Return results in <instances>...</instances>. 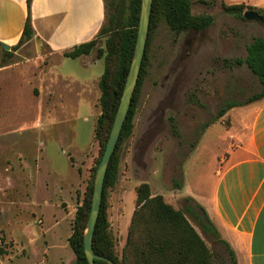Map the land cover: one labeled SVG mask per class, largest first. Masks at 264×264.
Returning <instances> with one entry per match:
<instances>
[{
    "label": "rangeland",
    "instance_id": "1",
    "mask_svg": "<svg viewBox=\"0 0 264 264\" xmlns=\"http://www.w3.org/2000/svg\"><path fill=\"white\" fill-rule=\"evenodd\" d=\"M237 4L192 0L194 15L214 17L210 27L176 35L161 23L152 34L132 135L121 146L118 177L106 193L119 255L137 189L147 183L153 196H163L176 209L205 210L201 206L209 205L216 173L235 144L231 135L258 107L260 101L216 119L226 102H245L262 88L246 66L224 64L244 58L246 46L263 36L260 21L225 13L224 6ZM99 13L97 1L87 0L89 33ZM7 52L0 45V264H75L69 238L101 153L98 80L105 66L59 61L35 35ZM187 218L214 253L215 264H230L217 237L193 213Z\"/></svg>",
    "mask_w": 264,
    "mask_h": 264
},
{
    "label": "trees",
    "instance_id": "2",
    "mask_svg": "<svg viewBox=\"0 0 264 264\" xmlns=\"http://www.w3.org/2000/svg\"><path fill=\"white\" fill-rule=\"evenodd\" d=\"M32 2L33 0H27V21L21 40L18 45L12 47L13 51L34 35L31 23ZM105 3L107 20L98 36L63 54L65 58L77 59L97 51V58L102 60L105 66L99 79L102 114L98 118L96 128V137L101 144V153L87 186L83 204L77 211L73 233L69 238L70 247L76 256L75 264H89L84 252V234L91 211L95 175L110 136L133 59L142 0H105ZM253 10L261 14L263 18L261 24L264 26V10L262 9L248 7L244 4L224 6L225 13L242 20H245L246 11ZM161 23H165L170 31L180 35L191 29L196 31L207 29L214 23V17L207 14L194 15L192 0H153L149 38L139 81L120 140L105 177L103 200L93 237V250L96 255L106 257L115 264H215L214 253L187 218V213H193L203 229L213 233L218 241L225 246L230 264H237L234 251L219 236L217 228L205 210L201 209L198 214L191 209H176L168 204L163 196H153L151 187L147 183L137 189L136 209L132 215L127 242L121 255L116 251L115 240L110 232L106 212V193L108 188L116 183L118 177L121 146L132 135L139 91L146 72L150 41L156 27ZM5 54L11 53L5 50ZM224 64L229 69L246 66L258 79L262 88L245 102H226L225 106L219 109L216 119L224 117L228 111L234 108L264 99V38L255 37L247 45L246 58L225 59ZM216 119L208 123L206 127L213 124ZM2 254H4V249L0 247V256ZM95 264L109 263L96 260Z\"/></svg>",
    "mask_w": 264,
    "mask_h": 264
},
{
    "label": "crops",
    "instance_id": "3",
    "mask_svg": "<svg viewBox=\"0 0 264 264\" xmlns=\"http://www.w3.org/2000/svg\"><path fill=\"white\" fill-rule=\"evenodd\" d=\"M96 1L100 13L98 22L92 25L94 30L89 33L87 0H33L31 23L34 35L38 42L49 47L51 57L63 60L65 52L98 36L101 26L106 23L107 10L105 0ZM239 2L264 10V0ZM27 17V0H0L2 47L5 44L11 50L18 45ZM261 26L263 36L260 37L264 38V26ZM94 54L77 59L87 66L104 63ZM246 56L247 46L244 58ZM59 77L74 81L65 75ZM240 130L231 135L230 140L235 144L228 147L225 163L216 173L209 205L204 203L201 207L234 251L237 264H264V99ZM196 207L187 209L198 212L196 210L200 209Z\"/></svg>",
    "mask_w": 264,
    "mask_h": 264
},
{
    "label": "water",
    "instance_id": "4",
    "mask_svg": "<svg viewBox=\"0 0 264 264\" xmlns=\"http://www.w3.org/2000/svg\"><path fill=\"white\" fill-rule=\"evenodd\" d=\"M152 7L153 0H142L138 36L134 49L133 59L130 65L129 73L125 82L110 136L95 175L91 211L84 234V252L89 264H95L96 260L105 261L109 264H115L112 260L103 256L96 255L94 253L93 237L101 210L106 173L111 158L120 140L122 129L126 122L132 104V99L139 81L142 63L146 52L147 41L149 38ZM244 18L246 20H258L260 22L263 21L261 14L254 10L246 11L244 14ZM3 48L6 51H10V47L8 45L4 44Z\"/></svg>",
    "mask_w": 264,
    "mask_h": 264
},
{
    "label": "built area",
    "instance_id": "5",
    "mask_svg": "<svg viewBox=\"0 0 264 264\" xmlns=\"http://www.w3.org/2000/svg\"><path fill=\"white\" fill-rule=\"evenodd\" d=\"M2 245V243L0 242V246Z\"/></svg>",
    "mask_w": 264,
    "mask_h": 264
}]
</instances>
